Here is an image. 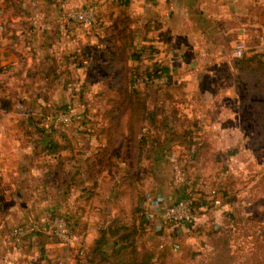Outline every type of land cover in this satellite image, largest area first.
I'll return each mask as SVG.
<instances>
[{
	"label": "crops",
	"instance_id": "obj_1",
	"mask_svg": "<svg viewBox=\"0 0 264 264\" xmlns=\"http://www.w3.org/2000/svg\"><path fill=\"white\" fill-rule=\"evenodd\" d=\"M14 1L20 3L16 12L7 9L6 16L4 12L0 14V21L4 18L11 26L6 35L0 34V84L4 89L0 96L9 99L13 105L11 112L0 118V264H35L36 261L48 264L58 259L72 264L75 250L83 247L85 251L96 236L95 229L89 224L86 234H78L70 245L45 236H29L17 248L6 240V233L19 224L44 223L46 215L52 211L79 212L81 222H87L77 207L88 208L93 203L94 210L100 211L101 200L107 207L108 200L113 198L109 187L118 181L128 165L123 160L117 162L119 150L114 149L108 155L103 152V139H70L72 148L58 152L57 167L37 166L32 160L33 155L40 151L47 139L8 138L9 132L18 131V127L24 132L40 126L34 122L37 116H43L51 107L69 102L68 85L65 80L63 82L70 74L66 68L79 79L81 77L77 74H81L83 66L75 63L81 58V37H78L82 30L73 21H68L65 14L76 10L85 0ZM114 2L121 8H128L143 27L147 26L148 30L152 27L155 46H163L168 51L169 55L161 60L169 74L179 65L184 70V80L197 82L203 89H200L202 95L216 97V100L207 101L216 104V126L220 129L236 128L241 82L233 46L255 26L250 19L245 22L244 17L249 18L257 0ZM5 7L6 4H1L2 11ZM30 26H33L31 31ZM258 50L259 47H254L248 50V54ZM106 63L101 61L103 67ZM37 77L40 84L36 82ZM206 81L209 82L207 91L203 88ZM71 104L72 110H79L81 106L77 100ZM219 133V139L229 137L223 130ZM57 140L59 144L64 142V139ZM42 157L51 159L47 152H42ZM151 179L155 185L146 190L150 193L148 207L153 213L151 221L156 234L163 230L171 236L182 234L203 223L205 218L202 216L210 214L212 208L191 226L164 222L161 211L186 192L184 187L168 188L164 175L158 174ZM188 187L192 189V186ZM90 190L94 193L91 197L86 195ZM51 191L58 194L49 196L47 193ZM126 198L120 199L124 207L123 199ZM226 207L224 204L221 209Z\"/></svg>",
	"mask_w": 264,
	"mask_h": 264
},
{
	"label": "rangeland",
	"instance_id": "obj_2",
	"mask_svg": "<svg viewBox=\"0 0 264 264\" xmlns=\"http://www.w3.org/2000/svg\"><path fill=\"white\" fill-rule=\"evenodd\" d=\"M1 4H6L4 11ZM7 9L13 10V5L8 0H0V14L4 12L6 16ZM76 9L93 13L90 24L68 20L73 21L75 26L82 30L78 37H81V58L75 63L79 62L83 66L81 74H77L81 77L79 79L66 68L70 74L66 75L63 82L65 80L68 85L67 103L77 100L81 106L79 110L69 111V114L60 113L62 120H58L68 123L55 122L57 132L54 133L53 139H105L99 126L103 123L104 109L110 105L109 92L116 86L111 84L106 87L101 81L100 77H111L115 72L106 71L101 61L110 62L113 58L106 55L111 53L121 55L125 58L129 74L141 78L156 65L166 68L161 58L169 54L163 46H155L152 27L151 30H148L147 26L143 27L140 21L128 12V8L119 7L114 0H85ZM244 18L245 22L249 19L251 23L255 22V26L249 28L242 39L235 41L245 46L242 57L263 53L264 0H257L249 18ZM3 20L5 21L4 18ZM4 21H0V33ZM254 47H259V50L248 54V50ZM183 72L178 65L173 74L168 73L169 81L160 77L139 84L140 90L155 91L158 94V105L164 103L165 115L169 116V132L163 129L155 130L153 137L149 139H154V136L173 139L168 159L162 163L159 173L167 178L168 188L184 187V192L193 191L196 198L201 194L209 198L213 195L212 191H216L220 204H214L208 215L202 216L208 211L196 214L197 218H205L203 223L174 236L169 235L166 230L156 234L151 221L153 217H150L146 234L139 240L138 245L140 248L155 245V264H264V80L255 79L250 75L241 77L238 126L234 129H220L215 123L218 115L216 104L207 103L210 99L216 100V97L202 95L203 89L198 87L197 82L184 80ZM36 80L40 84V78L37 77ZM208 83L205 82L204 90L207 89ZM46 97L48 99V96ZM49 109L52 110L53 107ZM170 110L174 113L170 114ZM48 113L51 119L53 112L46 111L43 116ZM43 116H37L34 121L40 126L25 129L24 132L18 127V131L9 132L8 138L40 139L41 128L46 123L42 121ZM221 130L229 137L219 139ZM190 133L196 141L205 139L207 142V149L197 152L199 155L193 158L187 148L179 144L182 141L187 142L188 139L184 137L190 136ZM151 178H142L146 189L155 185ZM188 185L192 186V189ZM149 197L150 194L147 201ZM103 202L101 200L99 203L100 210L104 207L107 211H113L108 208L110 204L105 208ZM123 202L129 209L130 199H123ZM224 204L227 207L221 209ZM77 208L85 216L87 224L94 227L99 218V211L94 210L93 203L88 208ZM201 209L205 210L204 207ZM55 212L46 215V221ZM75 235L77 239V234ZM50 239L59 243L53 238ZM161 243L162 247L158 246ZM174 244L179 245V248L174 249ZM81 250H75L74 264H85L86 250L83 249V253H80ZM35 264L41 263L36 261ZM48 264L67 263L64 259H58L52 263L49 261Z\"/></svg>",
	"mask_w": 264,
	"mask_h": 264
},
{
	"label": "trees",
	"instance_id": "obj_3",
	"mask_svg": "<svg viewBox=\"0 0 264 264\" xmlns=\"http://www.w3.org/2000/svg\"><path fill=\"white\" fill-rule=\"evenodd\" d=\"M8 1L13 5L14 12L20 8V3L14 0ZM9 22H3V30L0 34L6 35L9 32L11 29ZM29 29L31 31L33 26H30ZM29 34L34 35V33ZM107 57L113 59L104 64V68L116 73L109 78L102 77L101 81L106 87L113 84L116 88L109 92L111 98L108 99V104L110 105L104 109L103 123L99 126L105 135L102 148L106 155L114 149L119 150L120 157L117 162L125 161L128 169L125 168L118 181L109 187L110 191L113 192V198L108 200L110 204L108 208L113 209V211H107L104 208L99 211V218L93 227L96 236L86 249L85 264H155V252L153 251L155 245L147 248H140L138 245L139 240L146 234L149 221L147 197L150 193L143 186L142 178L155 177L160 173L162 163L168 159L173 139H160L156 136L154 139H149L153 137L152 134L155 130H168L169 116L165 115L164 103L158 105V94L155 91L147 92L138 87L141 82H150L160 77H165L166 81H169L170 76L165 67L156 65L143 77L136 78L129 74L124 57L115 54H108ZM237 60L240 79L242 76L250 75L255 79L264 80V51L261 54L242 57ZM0 92H4L2 84H0ZM72 107L73 104L71 103L54 106L52 110H47L53 112L51 119L49 113L42 117V121L46 123L41 128L42 137L40 139H47V142L40 148L39 152L33 155L32 160L41 163L37 166L50 167L55 165L57 167L59 164L58 152L62 149L72 148L70 139H64L63 144H59L57 139H53L54 133L57 132L54 127L56 126L54 125L55 122L59 124L68 123L59 121L58 114H69ZM12 108L13 105L10 100L0 96V110H2L0 111V118L2 114L11 112ZM173 113L170 110V114ZM184 138L188 141H182L179 144H183L187 148L192 158L197 156V152H203L207 149L205 139L196 141L191 133L190 136ZM42 152H47L50 158H54L55 161L50 162L51 159L42 157ZM50 174H53V171H50ZM47 194L56 196L58 192L51 191ZM87 194L91 197L94 193L90 190L86 192ZM195 195L196 193L191 191L182 197L193 198L196 214L204 213L214 205L212 198L202 194L196 198ZM126 196L131 201L129 209L120 203V199ZM203 206L205 210L202 211L201 207ZM55 215L66 219L72 233L86 234L88 224L81 222L82 215H79V212L72 214L66 211H56L52 216ZM30 236L48 237L40 233H34ZM158 246L162 247V243Z\"/></svg>",
	"mask_w": 264,
	"mask_h": 264
},
{
	"label": "built area",
	"instance_id": "obj_4",
	"mask_svg": "<svg viewBox=\"0 0 264 264\" xmlns=\"http://www.w3.org/2000/svg\"><path fill=\"white\" fill-rule=\"evenodd\" d=\"M151 1V0H148ZM93 17V13L82 10H71L67 11L65 18L67 20H73L75 22H84L90 24V19ZM1 28V26H0ZM245 46L243 43H236L233 47V55L236 58H241L244 54ZM58 118L62 120V115L59 113ZM67 120V118H65ZM1 194V190H0ZM213 195L210 198L213 199V204H220V200L216 197L217 192L212 191ZM204 207V206H203ZM202 208V207H201ZM205 208V207H204ZM162 219L164 222L169 224H184L187 226L193 225L197 221L196 210L194 207V200L191 197H181L176 199L174 202L167 205L161 211ZM149 218L153 217V213H148ZM34 233H40L57 240L63 245H70L76 240V235L69 230L66 219L62 216H52L46 222L32 221L28 223L19 224L13 229L6 233V240L19 247L23 240ZM174 249H178L179 245L174 244ZM83 253V250L80 251Z\"/></svg>",
	"mask_w": 264,
	"mask_h": 264
}]
</instances>
